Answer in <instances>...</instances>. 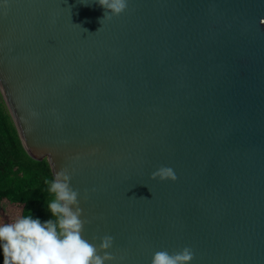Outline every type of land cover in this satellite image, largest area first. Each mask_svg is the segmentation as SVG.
<instances>
[{"label":"water","instance_id":"water-1","mask_svg":"<svg viewBox=\"0 0 264 264\" xmlns=\"http://www.w3.org/2000/svg\"><path fill=\"white\" fill-rule=\"evenodd\" d=\"M4 2L1 97L27 154L72 175L84 238L113 236L115 264H264V0H129L103 21L97 0Z\"/></svg>","mask_w":264,"mask_h":264},{"label":"clouds","instance_id":"clouds-1","mask_svg":"<svg viewBox=\"0 0 264 264\" xmlns=\"http://www.w3.org/2000/svg\"><path fill=\"white\" fill-rule=\"evenodd\" d=\"M97 3L105 9L103 21L125 13L129 0H97ZM3 7H8V0ZM151 179L175 182L178 178L171 167L161 166L151 174ZM71 181L67 169L55 172L54 179L45 180L51 197L46 207L53 219L42 222L29 212L12 222L0 223L3 264H115L117 257L111 253L113 236L99 237V246L84 238L88 221L82 219L80 193L71 186ZM123 259L121 256L120 260ZM194 259L195 252L190 247L171 253L158 250L151 264H192Z\"/></svg>","mask_w":264,"mask_h":264},{"label":"trees","instance_id":"trees-1","mask_svg":"<svg viewBox=\"0 0 264 264\" xmlns=\"http://www.w3.org/2000/svg\"><path fill=\"white\" fill-rule=\"evenodd\" d=\"M46 179H54L48 161H35L27 154L0 94V210L6 201L19 206L21 216L30 212L42 222L53 219L46 207L51 198Z\"/></svg>","mask_w":264,"mask_h":264},{"label":"rangeland","instance_id":"rangeland-1","mask_svg":"<svg viewBox=\"0 0 264 264\" xmlns=\"http://www.w3.org/2000/svg\"><path fill=\"white\" fill-rule=\"evenodd\" d=\"M21 216V208L4 202L0 210V223H9ZM4 221V222H3Z\"/></svg>","mask_w":264,"mask_h":264}]
</instances>
